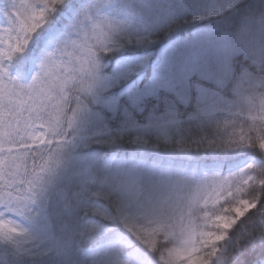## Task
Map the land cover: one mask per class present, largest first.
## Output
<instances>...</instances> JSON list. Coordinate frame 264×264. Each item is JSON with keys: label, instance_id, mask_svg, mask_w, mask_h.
I'll use <instances>...</instances> for the list:
<instances>
[{"label": "snow or ice", "instance_id": "obj_1", "mask_svg": "<svg viewBox=\"0 0 264 264\" xmlns=\"http://www.w3.org/2000/svg\"><path fill=\"white\" fill-rule=\"evenodd\" d=\"M243 148L264 153V0H0V264H223L264 168L197 162ZM236 243L264 264V209Z\"/></svg>", "mask_w": 264, "mask_h": 264}, {"label": "trees", "instance_id": "obj_2", "mask_svg": "<svg viewBox=\"0 0 264 264\" xmlns=\"http://www.w3.org/2000/svg\"><path fill=\"white\" fill-rule=\"evenodd\" d=\"M249 155H252V157L250 158ZM197 163L201 171H216L227 174L244 168L249 163L254 164L258 169L264 168V156L258 150H254L252 154L242 155L233 160H207L198 161ZM261 209H264V194L259 197L257 209L252 210L246 217L242 218L234 226L229 238L219 246L218 257L223 258V264H235L239 255L236 241L240 239L241 243H244L247 234L252 230L254 222L258 219ZM214 264H216V261H214Z\"/></svg>", "mask_w": 264, "mask_h": 264}, {"label": "rangeland", "instance_id": "obj_3", "mask_svg": "<svg viewBox=\"0 0 264 264\" xmlns=\"http://www.w3.org/2000/svg\"><path fill=\"white\" fill-rule=\"evenodd\" d=\"M51 23V21L49 22ZM40 53H34L32 51V45L30 44L28 49L25 50L23 54L15 58L10 66L9 72L10 74L16 76L21 82H28L31 78L35 70L37 69V59ZM254 150L252 148H243V149H234L228 151L216 150L215 152L206 151L200 153L199 161H207V160H233L241 157L242 155L252 154ZM259 151V150H258ZM264 156V153H262ZM251 158L252 155H249ZM223 243V242H222ZM216 261V258H214Z\"/></svg>", "mask_w": 264, "mask_h": 264}]
</instances>
